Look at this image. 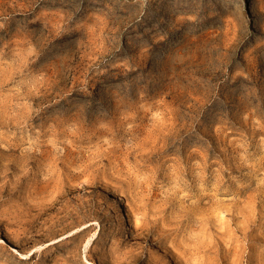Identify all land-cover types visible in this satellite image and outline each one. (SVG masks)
Wrapping results in <instances>:
<instances>
[{
	"label": "rangeland",
	"instance_id": "obj_1",
	"mask_svg": "<svg viewBox=\"0 0 264 264\" xmlns=\"http://www.w3.org/2000/svg\"><path fill=\"white\" fill-rule=\"evenodd\" d=\"M0 264H264V0H0Z\"/></svg>",
	"mask_w": 264,
	"mask_h": 264
}]
</instances>
